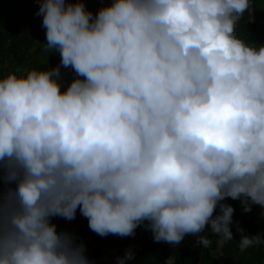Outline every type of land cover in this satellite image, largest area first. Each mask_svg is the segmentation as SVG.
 <instances>
[{
	"label": "clouds",
	"instance_id": "clouds-1",
	"mask_svg": "<svg viewBox=\"0 0 264 264\" xmlns=\"http://www.w3.org/2000/svg\"><path fill=\"white\" fill-rule=\"evenodd\" d=\"M38 2L60 62L0 77V264H91L51 222L77 210L102 237L232 240L221 201L264 209V44L236 35L251 0Z\"/></svg>",
	"mask_w": 264,
	"mask_h": 264
},
{
	"label": "trees",
	"instance_id": "trees-1",
	"mask_svg": "<svg viewBox=\"0 0 264 264\" xmlns=\"http://www.w3.org/2000/svg\"><path fill=\"white\" fill-rule=\"evenodd\" d=\"M84 3L95 14L99 8L110 3V0H84ZM38 8V0H0V77L10 71L21 74L30 69H51L59 64V53L55 50L45 51L42 45L46 43V38L42 17L37 14ZM236 35L257 47L264 44V0H251L248 12L237 22ZM74 75L71 68H61L64 85ZM221 203L229 204L234 209L230 225L233 239L222 242L221 264H264V243L253 245L244 252L239 248L242 235H259L264 240V209L253 204L251 211L245 212L241 202L231 198H226ZM219 213L218 206L214 215ZM75 223L77 224L63 227L62 232L71 233L77 238V243L85 246V255L91 264H116L117 257H123L126 250H131L135 257L127 264H216V260L212 261L211 257L220 238L211 232L210 226H206L197 235H186L179 244H169L155 242L152 232L145 227L146 221L136 228L133 236L127 237H102L89 229L85 217L83 221ZM238 228L243 229V232L238 231ZM198 236L208 237L210 245L204 248L198 243ZM94 237L101 244H108L109 250L118 252L112 257L113 262L109 261L111 255L107 257L101 248L95 247L92 240ZM133 238H140V241L130 242Z\"/></svg>",
	"mask_w": 264,
	"mask_h": 264
},
{
	"label": "rangeland",
	"instance_id": "rangeland-1",
	"mask_svg": "<svg viewBox=\"0 0 264 264\" xmlns=\"http://www.w3.org/2000/svg\"><path fill=\"white\" fill-rule=\"evenodd\" d=\"M77 212H79V210H77ZM59 219H61L62 221H66V220H63L64 218H59ZM55 221V220H54ZM72 221H80L79 219H78V214L76 213V216H75V220L73 219ZM55 224V223H54ZM56 225V224H55ZM56 227H58V226H56ZM59 227H61V226H59ZM114 236H116V235H114ZM93 241H94V244H95V247L97 246V247H99V248H101V250H102V253L103 254H106V256L108 257L109 255H111V256H109V261L110 262H113L114 260L112 259V257L114 256H116L117 254H118V252L117 251H114V249H112V250H109L107 247L109 246L108 244H101V241H99V240H96V238L94 237V239H92ZM131 240H132V242H134V243H138L139 241H140V238H133V239H130V242H131ZM221 246H222V242L221 241H219V245H218V247H217V249H216V251H213V252H215V253H213L212 254V261H214V260H216L215 261V263L216 264H221V260H222V258H221V256H222V254H221ZM109 252H111V254H109Z\"/></svg>",
	"mask_w": 264,
	"mask_h": 264
},
{
	"label": "crops",
	"instance_id": "crops-1",
	"mask_svg": "<svg viewBox=\"0 0 264 264\" xmlns=\"http://www.w3.org/2000/svg\"><path fill=\"white\" fill-rule=\"evenodd\" d=\"M77 214H78V219L80 220V221H83V216L79 213V212H77ZM60 217H54V218H52V223H55L56 224V226H58V227H56L57 228V231L58 232H62V230H63V227H67V226H73L74 224H77V223H75L74 221H69V220H66V219H63V220H66V221H62L61 219H59ZM55 220V221H54ZM61 220V221H60ZM59 226H61V227H59ZM94 239V238H93ZM87 240V239H86ZM88 240H90V239H88ZM94 242V241H93Z\"/></svg>",
	"mask_w": 264,
	"mask_h": 264
}]
</instances>
